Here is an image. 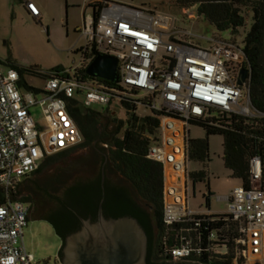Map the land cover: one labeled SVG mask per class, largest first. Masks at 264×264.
I'll return each instance as SVG.
<instances>
[{
	"label": "built area",
	"instance_id": "2783aa9c",
	"mask_svg": "<svg viewBox=\"0 0 264 264\" xmlns=\"http://www.w3.org/2000/svg\"><path fill=\"white\" fill-rule=\"evenodd\" d=\"M101 6L97 19L85 18L80 31L88 65L99 55L118 60L117 82L99 78H75L72 70L53 73L41 91L22 92L19 71L0 63V189L9 193L39 170L46 156L69 151L82 141L72 115L75 107L117 109L127 112L122 102H132L138 114L160 116L159 141L152 144L148 158L182 180V188L165 194L163 220L167 226L183 223L201 227L203 222L228 220L238 225L233 249L209 232L205 240L188 235L168 251L172 263H195L204 254L231 258V264H264V187L260 158L250 164L252 187H235L219 200L226 210L194 212L189 205V131L191 122L208 121L212 110L243 117L262 116L252 106L248 79L238 80L244 69L249 73L245 54L238 42L211 38L209 47L193 43V35L178 29L179 21L147 7L134 8L109 0ZM26 11L40 17L36 5L26 0ZM194 18L189 9L184 12ZM173 25V26H172ZM96 51L95 54H91ZM71 71V72H70ZM69 73L71 76L67 77ZM34 109L40 110L36 119ZM114 114V113H113ZM255 184H257L255 186ZM165 190V187H164ZM207 217L208 220L197 218ZM29 205L8 200L0 206V264H33L24 245Z\"/></svg>",
	"mask_w": 264,
	"mask_h": 264
},
{
	"label": "trees",
	"instance_id": "16d2710c",
	"mask_svg": "<svg viewBox=\"0 0 264 264\" xmlns=\"http://www.w3.org/2000/svg\"><path fill=\"white\" fill-rule=\"evenodd\" d=\"M180 8H196L197 15L204 18L218 33H228L229 40L238 42L241 46L249 68L248 90L252 106L262 116L243 117L225 114L220 110H212L213 118L208 121L191 122L204 129L206 136H220L223 140V163L231 177L238 180L245 189L252 187L250 179V164L253 158H260L263 166L264 187V0H175ZM94 18L97 19L101 6H88ZM243 9L252 14V22L246 31V18ZM243 33V34H242ZM242 34V35H241ZM239 37V38H238ZM242 37V38H240ZM82 62L75 69V78L90 79L86 75L87 54L80 49ZM93 51L91 54H95ZM19 71L20 86L26 87L23 74L29 73L47 80L51 73H41L38 70L24 69L11 66ZM71 72V71H70ZM67 77L71 75L66 74ZM28 88V87H27ZM29 90H33L28 88ZM126 120L123 122L112 114L109 109H84L80 106L73 108L72 115L81 134L82 141L75 148L46 156L33 175L39 174L43 167L55 158L65 157L73 150H100L94 155L82 157L75 163L72 170L80 168L88 174L97 173L94 178L77 180L69 194L61 204H68L72 211L68 213L70 220L78 222L80 218L97 220L98 210L103 199V213L106 218H121L125 216L137 219L148 237L147 264H174L169 261L167 253L178 246L179 238L188 235L193 239L201 236L206 239L209 232H216L217 239L233 249L238 236V225L230 217L228 220L203 222L201 227L194 228L193 224L183 223L167 226L163 220L164 211V167L161 163L148 158L152 144L159 141L160 116L155 112L140 115L137 106L132 102H122ZM189 162L205 164L209 160L207 139H189ZM32 175V176H33ZM30 177L26 178L29 179ZM25 179V180H26ZM208 179L206 170L190 173V181L194 184ZM63 183V182H62ZM61 182L47 183L52 188ZM18 184L16 186L19 187ZM15 188V189H16ZM203 195L206 209H209L211 193ZM13 189L9 197L0 189V206L8 200H18L30 204L36 200L39 191L33 190L30 197H22ZM33 197V198H32ZM35 198V199H34ZM45 198H42L44 201ZM64 215V214H61ZM59 216L64 219L63 216ZM55 228L56 233L65 240L64 224L60 225L53 216L46 218ZM208 220L207 217L197 218ZM81 223V222H80ZM231 258L209 256L204 254L193 264H231ZM190 264V263H189Z\"/></svg>",
	"mask_w": 264,
	"mask_h": 264
},
{
	"label": "rangeland",
	"instance_id": "374dc122",
	"mask_svg": "<svg viewBox=\"0 0 264 264\" xmlns=\"http://www.w3.org/2000/svg\"><path fill=\"white\" fill-rule=\"evenodd\" d=\"M41 12L42 19L34 20L28 17L20 0H0V63L4 66H15L24 69L38 70L41 73H51L56 69L62 71L72 70L81 61L80 49L85 45V38L80 31L83 29L85 18L90 15V10L84 13V8L91 0H33ZM114 2L134 8L147 7L165 13L178 20V29L193 35V43L201 48H208L211 38L229 39L228 33H218L204 18L199 17L196 8L189 9L194 18L184 15L187 10L180 8L175 0H113ZM246 18V31L252 22V14L248 9H243ZM173 26V25H172ZM243 34V33H242ZM241 34V35H242ZM239 38V37H238ZM242 38V37H240ZM26 87L21 85L22 92L30 91L28 88L41 91L45 80L29 73L23 74ZM28 87V88H27ZM95 110H103L95 106ZM36 119L40 117V110L34 109ZM114 113V114H113ZM121 121L126 120L125 112L119 106L109 109ZM189 139H207L209 146V160L205 164L189 162L191 173L206 170L208 179L199 183H190L189 205L194 212L206 210V200L203 195H208L207 181L211 193L209 207L213 213L226 210V203L219 200L228 195L240 182L231 177L225 169L223 155V140L220 136H206L203 128L191 125L188 128ZM100 150H73L65 157L55 158L43 167L39 174L24 180L15 190L20 193L18 198L30 197L33 190L39 191L36 200L40 211L38 214H29L27 227L24 230V245L37 264H57L62 239L55 228L43 214V208L49 207V202L61 196L63 185L90 177L88 172L81 168L77 171L66 169ZM57 169L60 173L69 172L63 184H55L52 188L47 183L55 182ZM72 169V168H71ZM58 174V173H57ZM84 180V179H83ZM66 181V182H65ZM257 184H255L256 186ZM33 198V197H32ZM42 198H45L44 202ZM35 199V198H34ZM46 211V210H45ZM41 216V218H39ZM38 217V218H37ZM43 217V218H42ZM176 264V263H175Z\"/></svg>",
	"mask_w": 264,
	"mask_h": 264
},
{
	"label": "water",
	"instance_id": "95a60500",
	"mask_svg": "<svg viewBox=\"0 0 264 264\" xmlns=\"http://www.w3.org/2000/svg\"><path fill=\"white\" fill-rule=\"evenodd\" d=\"M118 60L99 55L86 68V75L117 82ZM247 77L242 70L239 86ZM103 199L95 222L80 218L81 227L69 235L62 249V264H147L148 237L139 221L125 216L106 218Z\"/></svg>",
	"mask_w": 264,
	"mask_h": 264
},
{
	"label": "flooded vegetation",
	"instance_id": "af4514ba",
	"mask_svg": "<svg viewBox=\"0 0 264 264\" xmlns=\"http://www.w3.org/2000/svg\"><path fill=\"white\" fill-rule=\"evenodd\" d=\"M71 164H73L72 161H71ZM66 169L67 170L69 169L68 170L69 172L71 171V168L70 167H67ZM69 172H66L65 175H64V173H60L59 174V171L57 169V172L54 175V177L56 176V180L55 181H58L59 180L62 183L65 180V178L68 177L71 174V172H70V174H69ZM96 175H97V173L90 174V176L92 178H94V176H96ZM73 185H74V182L69 183L67 181L65 183V185H63V188H62L63 190L60 193L61 196L58 197V198H54V200H52V201H48L49 202V207L46 208V209L43 208V210H42L43 211V214L41 215V216L44 215L45 218H47V216H53L56 219H59L58 220L59 224L60 225H63L64 224V230H63V232L65 233V236H66L65 239L69 235H71V234L75 233L76 231H78L80 229V227H81L80 221L78 223V222H75V221L70 220V218L68 216V213L70 211H72V209L70 208V205H68V204H61L62 201H63V199L65 197H67V195L69 194L70 189H72ZM44 202H46V201L44 200ZM39 211H40V207H39V204H38L37 200H32V202L29 204V214H31V213L32 214H36V213L38 214ZM61 214H64V215H61ZM60 215L63 216L64 219L61 218V217H59ZM41 216L39 218H41ZM88 220L92 221L90 218ZM62 242H63V244H62V247H61V249L59 251L58 258L55 260V262L57 264H62V259H63L62 249H63L65 240L62 239ZM33 259H34V263L33 264H37L36 259L34 257H33ZM49 262H50L49 260L43 261L44 264H48ZM176 264H189V263L178 262Z\"/></svg>",
	"mask_w": 264,
	"mask_h": 264
},
{
	"label": "crops",
	"instance_id": "0c3cea01",
	"mask_svg": "<svg viewBox=\"0 0 264 264\" xmlns=\"http://www.w3.org/2000/svg\"><path fill=\"white\" fill-rule=\"evenodd\" d=\"M24 9H25V6H24V2L26 0H20ZM28 1H31L35 4V2L33 0H28ZM95 1H99V0H91L90 2H88V4L85 6L84 8V13L87 12V10H90V14H92V11L91 9L88 7L90 4H92L93 2ZM109 1H113V0H109ZM114 2V1H113ZM116 3V2H115ZM36 5V4H35ZM37 7V6H36ZM38 8V7H37ZM26 11V9H25ZM28 17H31L32 19L34 20H41L42 19V14L40 12V17L39 18H34L32 16L29 15V13L26 11ZM73 167V164L71 165V168ZM72 170V169H71ZM190 170V169H189ZM190 183L189 182V187H190ZM182 180L179 179L178 175L173 173L171 168L168 167L165 169V173H164V187H165V192H166V195H167V198L170 199V197L174 194V190H180L182 188ZM241 185V184H240ZM239 185V186H240ZM207 186L209 187V182L207 181ZM210 191V190H209ZM231 192V191H230ZM229 192V193H230ZM228 193V194H229ZM227 196V195H226ZM209 210H210V207H209ZM29 220V218H28ZM27 227V226H26Z\"/></svg>",
	"mask_w": 264,
	"mask_h": 264
}]
</instances>
